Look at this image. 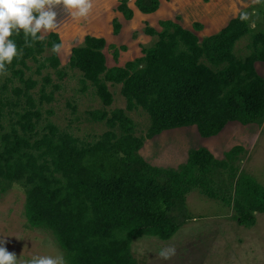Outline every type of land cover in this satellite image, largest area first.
Returning <instances> with one entry per match:
<instances>
[{
	"label": "trees",
	"instance_id": "trees-1",
	"mask_svg": "<svg viewBox=\"0 0 264 264\" xmlns=\"http://www.w3.org/2000/svg\"><path fill=\"white\" fill-rule=\"evenodd\" d=\"M134 6L150 15L161 3L135 0ZM117 11L127 21L133 17L127 0H121ZM251 24L238 15L218 33L199 39L193 31L202 30L200 23H193L192 31L162 20L159 32L144 29L156 41L142 49L141 57L110 68L103 53L106 41L85 36L71 49L68 62L82 75V92L89 83L109 108L114 97L109 87L118 86L125 101L123 109L88 112L91 120L107 128L92 143L52 124L37 130L41 114L28 94L35 83L24 80L23 70L27 60L36 61L53 42L61 41L52 32L29 48L22 30L14 34L10 39L22 55L13 59L8 71L24 85L15 93L25 97L26 106L14 113L7 129L0 123V192L4 183L23 187L28 225L52 232L68 264H137L133 242L171 239L189 221L186 196L193 191L228 207L237 225H255L256 215L264 214V186L234 166L241 146L224 153L222 160L204 147L191 150L177 169L155 167L139 154L146 140L167 130L193 126L201 138H212L228 123H264V77L255 69L256 63H264V27ZM119 30L115 20L113 33ZM247 35L249 53L237 59L234 46ZM117 55L114 50V59ZM45 62L52 69L60 65L53 53ZM58 75L63 77L60 71ZM41 98L52 100L51 95ZM6 106L18 103L0 99V122ZM137 108L150 120L143 137L135 135V124L127 115Z\"/></svg>",
	"mask_w": 264,
	"mask_h": 264
},
{
	"label": "rangeland",
	"instance_id": "rangeland-1",
	"mask_svg": "<svg viewBox=\"0 0 264 264\" xmlns=\"http://www.w3.org/2000/svg\"><path fill=\"white\" fill-rule=\"evenodd\" d=\"M134 1L127 0V6L133 12L129 21L117 11L121 0H91L92 9L86 17L71 15L63 5L55 7L60 27L45 33L44 38L52 32L58 34L63 44L61 52L57 54L59 67L52 69L47 65L45 59L52 54L47 49L36 61L27 60L28 68L23 70L24 80L30 79L35 83L28 94L41 114L37 130L41 132L45 125L52 124L59 131H65L82 142L92 143L107 128L104 122L91 120L88 112L125 107L118 86L109 87L114 95L109 108L103 107L89 83L86 91L82 92V75L78 70L70 68L68 62L71 49L80 46L87 35L106 41L103 53L106 66L110 68L122 67L126 62L141 57L142 49L152 46L156 41L155 36L145 35L144 29L151 27L159 32L161 28L158 22L162 20H171L188 30H192L193 23H200L203 27L201 31L192 30L199 39L219 32L241 11L253 13L249 20L252 28L256 23L257 27H264V0L259 3L256 0H160L159 10L150 15L138 12ZM115 20L120 24L116 35L113 33ZM249 41L247 35L235 44L233 53L237 59L247 56ZM120 47L125 49L121 50ZM114 50L118 53L116 59L113 57ZM42 63L44 67L36 72ZM19 68L16 66L15 69ZM255 69L259 75L264 76V65L257 64ZM58 71L62 72L63 77H59ZM23 88L19 78L10 71L6 76H0V99L4 103H18L17 107L4 108L0 123L5 129L9 121L15 119L14 113L21 112L26 106L25 97L15 93ZM42 95H51L52 100L47 102L41 98ZM127 115L135 124V135L143 137L150 124L147 114L137 108ZM235 146L243 148L234 162L238 172L249 174L264 186V123L261 126L228 123L212 138H201L193 126L167 130L146 140L139 154L155 167L177 169L185 163L191 150L204 147L216 159L222 160L224 153ZM2 186L0 239L7 241L5 247L15 252L18 259L60 252L66 260V253L59 247L52 232L28 225L24 215L23 187L17 183H4ZM186 207L189 221L168 241L147 238L133 242L131 253L137 264H264V214L256 215L252 227L239 226L228 207L197 191L186 196ZM169 246L176 248L175 256L169 260L161 259L159 251Z\"/></svg>",
	"mask_w": 264,
	"mask_h": 264
},
{
	"label": "clouds",
	"instance_id": "clouds-1",
	"mask_svg": "<svg viewBox=\"0 0 264 264\" xmlns=\"http://www.w3.org/2000/svg\"><path fill=\"white\" fill-rule=\"evenodd\" d=\"M257 3L260 0H256ZM57 5H63L71 15L86 17L92 9L91 0H0V76L8 74V65L14 58L22 55L13 39L14 34L20 35L23 31L25 47H33L34 43L44 39V34L60 27L57 20ZM72 10H75L74 12ZM253 13L241 11V22L249 21ZM254 26V22H253ZM39 34V35H38ZM62 43L53 42L51 52L59 54ZM0 239V264H67L63 253L54 255H34L28 259H18L15 252H10ZM176 254V248L169 246L162 248L158 256L169 260Z\"/></svg>",
	"mask_w": 264,
	"mask_h": 264
},
{
	"label": "crops",
	"instance_id": "crops-1",
	"mask_svg": "<svg viewBox=\"0 0 264 264\" xmlns=\"http://www.w3.org/2000/svg\"><path fill=\"white\" fill-rule=\"evenodd\" d=\"M230 20H231V19H230ZM230 20H229V21H230ZM229 21H228V22H229ZM228 22H227V24H228ZM177 24H178V23H177ZM182 28H183V27H182ZM223 28H224V27H223ZM223 28H222V29H223ZM217 33H218V32H217ZM257 64H258V65H264V64H261V63H256L255 66H256ZM262 77H264V76H262Z\"/></svg>",
	"mask_w": 264,
	"mask_h": 264
}]
</instances>
